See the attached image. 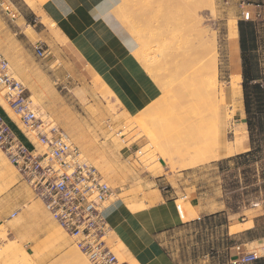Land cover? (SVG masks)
Returning <instances> with one entry per match:
<instances>
[{"label": "crops", "instance_id": "0c3cea01", "mask_svg": "<svg viewBox=\"0 0 264 264\" xmlns=\"http://www.w3.org/2000/svg\"><path fill=\"white\" fill-rule=\"evenodd\" d=\"M8 1L17 18L11 19L0 9V44L16 42L23 33L24 24L34 26L33 23H40L43 27L39 18L52 24L80 63L109 90L111 100L117 103L121 114L133 120L139 133L162 152L161 158L169 166L193 154L188 147L185 123L215 94L219 158H229L222 155L228 150L226 109L235 101L230 89L221 86L226 69L219 22H226L229 28V24L232 25L236 16L241 14L242 7L257 12L255 2L174 0L162 7L143 6L128 13L122 8V0ZM230 7L234 12L232 16L228 13ZM260 8L264 10L263 6ZM18 16L22 23L16 22ZM233 27L237 40L236 23ZM34 35H37L35 31L31 38L27 37L32 46L41 42ZM231 66L233 75L241 74L236 56L231 58ZM178 119L182 121L180 136H177L176 128ZM20 136L27 143L22 133ZM2 161L0 158V168ZM9 164L4 172L0 169V222L8 225L7 232L16 237L28 256H34L35 262H48L65 250L68 236ZM164 194L167 192L157 189L152 194L156 206L138 212L132 211L123 199L111 201L104 210L110 236L115 244H121L129 260L135 264H177L163 243L168 233L181 222L178 221L176 199ZM224 209L222 206L218 211L202 215L224 216ZM13 213L16 215L11 218ZM247 224L249 226L242 228ZM223 227L228 236L236 239L228 258L234 245H241L245 252L263 247L259 241L264 235H253L257 230L256 218ZM231 229L236 230L232 232ZM246 235L250 236L245 239L247 241L241 240V236ZM260 258L253 264L264 263V258Z\"/></svg>", "mask_w": 264, "mask_h": 264}, {"label": "rangeland", "instance_id": "374dc122", "mask_svg": "<svg viewBox=\"0 0 264 264\" xmlns=\"http://www.w3.org/2000/svg\"><path fill=\"white\" fill-rule=\"evenodd\" d=\"M172 1L174 0H122V8L129 13L143 6L162 7ZM252 1L255 2L257 12L248 9L252 20L247 22L255 24L256 39L255 43L250 45L248 54L254 58L252 74L260 77L256 83L263 87L264 10L260 7H264V0L248 2ZM230 8L228 13L232 16L234 12L233 8ZM237 8L239 9V6ZM236 17L232 22L236 23L238 32V24L243 20L241 14ZM39 20L43 27L40 23H33L34 26L24 24L23 33L18 36L16 42L11 45L0 44V56L8 62L16 78L23 83L34 106L44 119L62 129L79 148L83 158L100 172L113 189V200L123 199L132 211L138 212L149 206H156V199L152 194L157 189H163V192H167L164 196L176 199L175 206L184 202L191 210L193 218L189 216L188 219L182 220L178 217L181 225L171 230L163 243L175 263L229 264L230 247L236 239L226 234L223 226L228 223L256 218L257 230L253 235H264V131L254 134L256 150L252 155L238 158L239 155L251 151L245 122L241 74H239L241 97L239 96L226 109V142L227 148L232 147L234 150L233 155L222 154L229 158L220 159L221 153L218 151L216 158L200 163L198 161L203 155L210 157L211 154L210 151L201 152L202 146L199 144L188 159H178V164L169 166L162 160V152L139 133L133 120L121 114L117 103L112 102L109 90L87 66L80 63L76 54L54 31L53 25L42 18ZM16 22L22 23L20 16ZM225 26L226 22H219L220 46L226 69L221 86L230 89V80L234 73L231 66L229 33ZM34 31L37 33L34 36L40 38L48 52L45 59H38L33 46L27 41V37L31 38ZM236 41L238 47L236 57L241 66L239 39ZM1 51L6 53L1 54ZM210 100L186 121L185 125L188 128L186 139L197 132L199 127L215 123L217 129L215 118L218 103ZM261 111L258 115L264 119V107ZM0 114L8 122L9 128L23 141L18 119L6 106L1 91ZM181 125L182 121L178 119L177 136L181 134ZM211 135V139L214 136L216 138L213 131ZM235 149L239 153H235ZM198 150L200 153L197 155ZM0 158L3 160L0 169L4 172L9 162L1 151ZM198 165L201 166L196 168ZM10 167L16 173L11 165ZM160 179L164 180L158 183ZM222 206H225L224 216L202 215L218 211ZM7 226L0 222V264H78L79 258H83L85 263L89 264L69 237L65 250L53 256L50 261L38 263L31 255L28 256V260H24L21 257L24 249L16 237L7 232L9 230ZM247 226L249 224L242 228ZM235 230L231 229L232 232ZM249 237L241 236V240ZM108 243L116 255L117 264H135L129 260L121 244H115L110 235ZM259 244H263V247L251 249L256 260L264 258L262 257L264 239L259 241Z\"/></svg>", "mask_w": 264, "mask_h": 264}, {"label": "built area", "instance_id": "2783aa9c", "mask_svg": "<svg viewBox=\"0 0 264 264\" xmlns=\"http://www.w3.org/2000/svg\"><path fill=\"white\" fill-rule=\"evenodd\" d=\"M0 9L11 19L17 18L8 0H0ZM241 19L252 20L250 12L243 7ZM33 51L38 59L48 56L42 42L35 43ZM0 91L27 141H21L0 114V151L89 264H117L108 243L110 228L104 218L105 208L113 201V189L83 158L69 136L44 119L23 83L1 56ZM183 206L184 202L176 205L182 220ZM15 215L11 214V218ZM232 252L229 264H250L256 260L241 245H234Z\"/></svg>", "mask_w": 264, "mask_h": 264}, {"label": "trees", "instance_id": "16d2710c", "mask_svg": "<svg viewBox=\"0 0 264 264\" xmlns=\"http://www.w3.org/2000/svg\"><path fill=\"white\" fill-rule=\"evenodd\" d=\"M238 39L241 53L242 97L251 149L245 155L238 156V158H243L252 155L256 150L254 134L264 131V119L258 115L264 107V86L262 87L261 84L256 83L260 80V77L257 74H252L254 72V65L252 64L254 58L248 54L250 45L254 44L256 39L255 24L252 22H239Z\"/></svg>", "mask_w": 264, "mask_h": 264}, {"label": "bare ground", "instance_id": "6f19581e", "mask_svg": "<svg viewBox=\"0 0 264 264\" xmlns=\"http://www.w3.org/2000/svg\"><path fill=\"white\" fill-rule=\"evenodd\" d=\"M125 1V0H124ZM129 2V1H128ZM127 3V2H126ZM131 3V1H130ZM125 4V3H124ZM127 7H128V4H127ZM226 27V26H225ZM228 31H229V39H230V47H231V58H234L237 54V49H236V31L233 27V23L232 25L229 24L228 26ZM227 37V36H226ZM226 43V42H225ZM227 52V51H226ZM237 74V73H236ZM239 74V73H238ZM239 82H240V76L239 75H234L232 76L231 80H230V91H231V96H232V99L233 101H236L237 98H239L240 96V86H239ZM227 94V93H226ZM229 94V93H228ZM212 95V94H211ZM241 97V96H240ZM211 100L214 99V101L216 100V95L213 94L212 97L210 98ZM228 99V98H227ZM225 99V100H227ZM231 99V97H230ZM231 99V100H232ZM239 100V99H238ZM241 103V101H240ZM241 105V104H240ZM196 110V109H195ZM198 110V109H197ZM196 110V111H197ZM241 110V108H240ZM216 113V111L214 112ZM231 116V115H230ZM232 119V118H231ZM240 126V125H239ZM204 127V126H203ZM199 127L198 128V131L193 133L192 136H190L188 139H187V143L189 144L188 147L191 148V152H194L196 147L201 144V152H208L210 151V154L211 156L209 157V155L205 156L203 155L201 157L200 155V159L198 161V159H195L197 160L198 162H205L207 161L208 159L210 158H216L217 157V154H218V149H219V139H218V134H217V129L215 127V123H212V125H208L206 127ZM211 131L214 132V135L216 133V138L214 136L213 139H211L212 135H211ZM212 141V142H211ZM225 151V150H224ZM227 151V154L228 155H233L234 153V150L231 148H228ZM198 152L199 150L196 152L197 155H198ZM200 153V152H199ZM194 155H196L194 153ZM227 156V155H226ZM194 160V161H195ZM193 161V160H192ZM196 161V163H198ZM183 167V166H181ZM183 213H182V217L183 219L186 218L188 219V217H192L193 213L191 212V210L186 207V206H183ZM193 218V217H192ZM21 252V251H20ZM19 252V253H20ZM24 252V251H23ZM24 260H28V255L24 252L21 256ZM77 263L78 264H86L84 259L83 258H79L77 259Z\"/></svg>", "mask_w": 264, "mask_h": 264}]
</instances>
